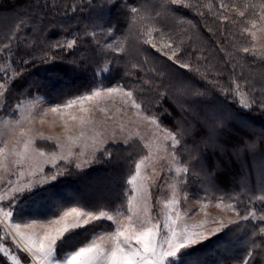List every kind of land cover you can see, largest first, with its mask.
Masks as SVG:
<instances>
[{
  "label": "trees",
  "instance_id": "16d2710c",
  "mask_svg": "<svg viewBox=\"0 0 264 264\" xmlns=\"http://www.w3.org/2000/svg\"><path fill=\"white\" fill-rule=\"evenodd\" d=\"M184 2L192 7L167 0H0V83L8 81L1 116L16 119L17 103L35 97L48 105L62 104L101 81L104 87L119 84L134 90L144 114L155 116L181 141L176 164L188 172L178 176L166 167L159 183L169 176L182 195L233 204L241 214L256 213V218L197 245L190 253L192 261L264 264V237L259 233L264 226L259 221L264 214V109L258 103L264 100V60L243 53V47L252 46L251 36L243 31L250 28L252 17L248 11L245 17L238 15L246 4L260 0ZM221 3L227 7L221 9ZM130 7L139 10L135 23ZM148 29L156 48L143 43ZM72 39L77 40L72 49L55 46ZM117 40L123 42V52L104 50ZM169 44L178 49V59H169L171 50L164 47ZM104 67L107 73L100 71ZM237 85L250 104L257 101L253 107L240 106ZM140 146L135 141L109 143L88 169L68 164V174L16 200L14 219L51 218L58 203L76 206L77 200L118 204L126 191L125 177L144 155ZM157 196L153 193L155 209ZM2 230L0 226V236ZM7 241L0 243L24 255ZM0 258V264H8Z\"/></svg>",
  "mask_w": 264,
  "mask_h": 264
},
{
  "label": "snow or ice",
  "instance_id": "6c2138e0",
  "mask_svg": "<svg viewBox=\"0 0 264 264\" xmlns=\"http://www.w3.org/2000/svg\"><path fill=\"white\" fill-rule=\"evenodd\" d=\"M167 3L192 7L191 4H185L184 0H167ZM124 6L128 8L126 3ZM206 7L209 11L213 9L211 4ZM226 7L227 5L220 4L221 9ZM129 11L132 14L133 23H135L139 10L136 7H130ZM246 11L252 17L247 21L251 28L245 27L243 31L248 33L253 41H256L258 33L264 34V0H260L258 4H246L244 10L238 11L239 17H245ZM224 19H228V17L224 16ZM89 34L93 37L96 35L95 32ZM108 35L111 36L112 32L109 31ZM144 35L147 36V39H144L143 43L156 48L152 30L148 29ZM261 38L264 39V37ZM76 43V39L68 40L66 43L57 41L55 46L72 49ZM164 47L171 50L169 59H178V49H173L170 44L164 45ZM255 47V44L252 48L245 46L242 51L243 53H252ZM261 48H264V43L261 44ZM104 50L123 52V42L117 40L115 43H107L104 45ZM160 50L157 49V51ZM179 66L190 68L187 63H180ZM133 67H137V65H133ZM100 71L107 73L109 68L104 67ZM196 71L199 74V69ZM7 84V80L4 84H0V98L6 97L5 87ZM235 93L241 97L242 106L246 108H251L257 103L255 99L251 104L245 103L244 93L240 91L239 85L236 86ZM117 96L120 98L121 106H130L135 109L141 119L148 121L157 129L154 135L159 143L155 146V152L151 142L144 144L147 154L134 161V169L130 170L125 177L126 191L122 193L118 204H109L104 201L89 203L79 200L74 202L76 206L58 203L51 218H30L19 221L14 219V211L10 205L8 210L0 207V226L4 231L0 240L10 239L16 248L24 254L23 256L10 255L9 249L0 243V252H3L5 257H10L13 264H21V261L23 264H198V262L192 261L190 255L197 245L233 225L239 226L242 221L256 218L255 212L241 214L237 211L238 219L225 222L217 217H208L205 212V219L189 224L186 217L190 213L187 210L180 211V201L175 194L171 199L165 201L162 213L154 216L149 188L155 184V181L144 174L142 166L143 168L152 167L153 174L156 175L154 165L158 160L179 163L176 148L181 141L177 138L176 133L162 129L155 116L144 114L141 103L134 95V90H127L119 84L104 87L102 81L100 86L93 88L90 92L69 98L62 104L51 106L47 111L40 113L38 117L33 114L24 115V101H20L13 109L14 112L20 113L19 119L3 120V124L13 137H15L16 130L19 129V137L22 139H17L16 142L23 144V151L15 154L30 162L29 177L38 175L37 179H29L27 183L9 180L12 199L16 200L25 193H31L35 188L52 184L60 176L68 174L66 168L73 159L76 161L75 167L82 169L95 160L98 151H105L104 145L107 143V139H97V136H102L99 133L89 137L86 130L95 123L93 113L97 106L107 101L115 102ZM4 103H7L6 99ZM258 103L264 109V100ZM99 111L106 113L107 110L100 107ZM116 111L119 112L120 107H117ZM49 112L58 115L63 123L66 142L61 141L58 137L45 136L42 132L23 127L25 122L31 123L36 118H39L40 123L44 124V118ZM120 131H124L123 124L120 125ZM160 133L163 134L160 135ZM112 137L115 138V130L112 132ZM131 138L129 135L125 139V143H128ZM38 140L54 141L60 152H45L37 146ZM168 141L171 142L170 149ZM6 149L7 144L0 147V157L5 156ZM160 153H165V155H160ZM60 161L66 162L65 167L60 166ZM45 165H51L50 174L46 172ZM175 171L179 176L181 173H187L188 168L177 167ZM24 175V172H20L21 177ZM4 199L5 196L0 195V201H4ZM216 207H221V203L218 202ZM226 207L236 211V206L233 204H228ZM102 208L106 210H101ZM259 221L264 225V214L259 215ZM209 224L217 226L208 227ZM259 233L264 237V226H259ZM78 239L79 242L74 243ZM247 255L251 257L253 253L248 252ZM240 264H251V260L242 259Z\"/></svg>",
  "mask_w": 264,
  "mask_h": 264
},
{
  "label": "rangeland",
  "instance_id": "374dc122",
  "mask_svg": "<svg viewBox=\"0 0 264 264\" xmlns=\"http://www.w3.org/2000/svg\"><path fill=\"white\" fill-rule=\"evenodd\" d=\"M257 37L258 38L256 41L252 40L251 48L253 47V44H255L256 46L253 50V55L257 59L264 60V55H262V53H264V48H261V44L264 43V39H262L261 37H264V34L258 33ZM240 91L243 92L241 89ZM237 97L239 99L238 101L240 103V106L246 108L242 106L241 97L238 94ZM3 102H4V97L0 98V147H4V145L7 144V149L5 156L0 157V195L5 196L4 201H0V207H4L5 210H8L9 205L12 209L17 202L16 201L17 199L16 200L12 199V194L9 189L8 181L11 180L13 182L19 181L21 183H27L29 179H37L38 175L37 177H29L28 172L31 170L29 167L30 162L15 154L17 152L23 151V144L16 142L17 139H22L19 137V129L16 130L15 137H13L9 129L3 124V120L14 121L16 119H19L20 113L17 112L16 119L3 118L1 116ZM244 102L250 104V101L245 93H244ZM51 106L52 105L46 104L43 101V99H41L40 97L28 99L24 101V115L27 116L29 114H33L38 117L40 113L47 111L48 108ZM100 107L105 108L107 110L106 113L99 111ZM117 107H120L119 112L116 111ZM44 119H45L44 124H41L39 118H36L32 120L31 123L25 122L23 127L26 129L31 128L34 131L42 132L45 136L52 135L58 137L61 141L66 142L65 128L63 123L60 121L59 116L49 112ZM93 120L95 123L89 126V128L86 130L87 135L91 137L97 133L102 134V136H97V139H101V138L107 139V143L104 145V147L109 143L126 144L125 139L128 138L129 135H131L132 138L128 141V143L134 141L138 142V144L141 145L140 147L143 149V154L146 155L147 149L144 148L145 143L151 142L153 144L154 152H155L156 144L159 143V140L154 135L157 132V129L154 126H152L148 121L141 119L137 115V111L135 109L131 108L130 106H121L119 96L115 98V102L107 101L105 103L98 105L93 113ZM121 124H123L124 126L123 132L120 131ZM113 130H115V138L112 137ZM162 134L163 133H160V135ZM167 144L170 149L171 142L168 141ZM37 146L48 153L60 152V149L55 145L54 141L38 140ZM90 151L91 150L89 149V152ZM97 154L98 152L96 153V157ZM160 155H165V153H160ZM64 162L65 161H60V163H64ZM72 162L75 164L76 163L75 159H73ZM90 166L91 164H89L87 167L82 168V170L88 169ZM154 166L157 173L156 175L153 174L152 167L143 168L142 166V171L144 172V174L151 177L152 180L155 181V184L149 188V192L151 193L150 203L153 208L154 216L158 213H162L165 201L171 199L173 197V194H175L176 198L180 201L179 203L180 211L184 212L185 210H187L190 213V215L186 217L187 222L189 224L197 223L205 219V212L208 214V217H217L219 219L224 220L225 222H227L228 220L238 219L237 211H232L227 209L226 206L228 204L226 203L220 202L221 207L218 208L216 207L217 203H203L194 198L182 195L178 191L174 179H170L169 176H168V181L166 183H159L161 176L167 174L166 167L168 170L170 169L176 172L175 169L179 167L176 163H172L170 160H158ZM50 169H51V165H45V170L46 172H49V174H50L49 171ZM20 172H24L25 175L21 177ZM44 186L46 185H43L41 187ZM153 193H156L158 195L156 200L157 201L156 209L154 208L155 206L153 203L154 201ZM205 205H207V207H204ZM161 220H162V216H161ZM216 226L217 225L214 224L208 225V227H216ZM1 235L2 236L4 235L3 230L1 231ZM7 242H9V244H13L10 239H8ZM9 253L10 255L19 256L17 253L11 252L10 250ZM0 254L8 264H13V261L10 259V257H5L3 252H0ZM21 264H23V261H21Z\"/></svg>",
  "mask_w": 264,
  "mask_h": 264
},
{
  "label": "crops",
  "instance_id": "0c3cea01",
  "mask_svg": "<svg viewBox=\"0 0 264 264\" xmlns=\"http://www.w3.org/2000/svg\"><path fill=\"white\" fill-rule=\"evenodd\" d=\"M98 152H99V151H98ZM92 163H93V162H92ZM92 163H91V164H92Z\"/></svg>",
  "mask_w": 264,
  "mask_h": 264
}]
</instances>
